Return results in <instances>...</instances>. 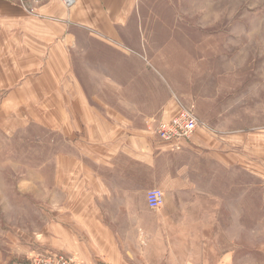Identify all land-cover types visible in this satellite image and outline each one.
<instances>
[{"label":"crops","instance_id":"0c3cea01","mask_svg":"<svg viewBox=\"0 0 264 264\" xmlns=\"http://www.w3.org/2000/svg\"><path fill=\"white\" fill-rule=\"evenodd\" d=\"M75 1L68 9L61 0H0V42L25 59L14 58L13 76L21 80L5 89L32 102L38 94L37 123L60 138L53 158L40 166L49 173L41 183L51 195L40 249L94 264H237L238 250L224 249L216 239L229 235L222 228V195L213 190L216 166L200 161L210 157L219 171L241 167L253 177L254 134L235 133L230 140L195 134L174 150L146 126L151 117L169 121L178 112L176 91L156 85L152 73L103 85L112 93L117 87L123 96L118 102L90 99L72 63L78 31L127 54L138 8H150L151 0ZM23 106L33 107L15 108ZM262 140L264 145V134ZM152 189L165 194L159 210L148 206Z\"/></svg>","mask_w":264,"mask_h":264},{"label":"rangeland","instance_id":"374dc122","mask_svg":"<svg viewBox=\"0 0 264 264\" xmlns=\"http://www.w3.org/2000/svg\"><path fill=\"white\" fill-rule=\"evenodd\" d=\"M149 7L138 8L136 34L128 35L135 45L126 42L127 54L78 31L73 67L97 103L123 97L116 86L112 93L103 91V85L112 88L132 82L140 71V78L152 73L159 79L156 85L176 91L177 105L190 102L198 118L207 122L210 129L199 128L193 136L221 134L230 140L235 133L254 134L253 177L241 167L219 171L210 157L200 164L216 166L212 189L224 201L222 228L229 235L216 239L224 249L238 250L237 264H264V0H151ZM9 47L0 42V264H32L52 255L94 264L40 249L45 237L40 239L39 232L45 228L51 196L41 183L49 173L40 166L53 158L60 138L37 123L38 94L32 102L27 94L5 89L21 80L13 76L14 58L25 60ZM28 102L33 107L15 108ZM154 120L158 122L151 117L146 123L151 133Z\"/></svg>","mask_w":264,"mask_h":264},{"label":"built area","instance_id":"2783aa9c","mask_svg":"<svg viewBox=\"0 0 264 264\" xmlns=\"http://www.w3.org/2000/svg\"><path fill=\"white\" fill-rule=\"evenodd\" d=\"M66 7H72L75 0H61ZM31 14L34 10L26 9ZM155 123L154 135L158 140L170 144L174 150H180L182 143L190 140L193 134L199 129H210L206 123L202 122L194 111L185 106L178 104V112L174 118L169 121ZM165 194L161 189H152L147 193V203L151 210H159L164 206ZM32 264H74L63 256H47L46 258H35ZM110 264V263H100Z\"/></svg>","mask_w":264,"mask_h":264}]
</instances>
